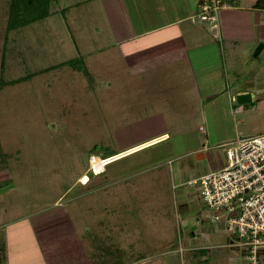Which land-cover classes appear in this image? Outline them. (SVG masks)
<instances>
[{
  "label": "rangeland",
  "instance_id": "obj_1",
  "mask_svg": "<svg viewBox=\"0 0 264 264\" xmlns=\"http://www.w3.org/2000/svg\"><path fill=\"white\" fill-rule=\"evenodd\" d=\"M10 3L0 0V251L3 244L34 250L38 243L57 251L55 264H120L113 249L135 258L156 244L154 205L168 206L170 216L179 202L176 161L186 163L184 181L200 173L196 153L186 155L195 139L203 143L206 131L212 139L219 131L224 139L208 142L224 157L229 142L264 133V75L247 65L237 62L227 80L254 96L237 100L243 109L229 123L222 114V125H208L195 106L210 99L193 95L190 81L153 83L148 74H130L102 0H55L49 16L17 26ZM157 111L168 125L144 124ZM161 132L170 134L109 157L103 172L88 167L91 154L104 157ZM157 186L166 193L155 195ZM184 187L196 191L199 184Z\"/></svg>",
  "mask_w": 264,
  "mask_h": 264
},
{
  "label": "crops",
  "instance_id": "obj_2",
  "mask_svg": "<svg viewBox=\"0 0 264 264\" xmlns=\"http://www.w3.org/2000/svg\"><path fill=\"white\" fill-rule=\"evenodd\" d=\"M202 1L102 0V7L109 22L110 34L116 45L124 49V59L131 62L128 68L130 74L142 73L145 77L148 74L147 79L153 83L190 81L193 83L190 84L193 95L200 99H210L195 106L198 120H205L208 125H222L223 121H231L233 111L243 109L240 105L235 107L240 95L249 93L251 96L248 101L254 96L250 89H246L240 82L229 81L237 74L234 68L237 62L247 65L249 70L257 75H264V5L257 7L255 4L258 0H222L224 6L220 8L216 32L197 15ZM167 67L172 68L174 75L159 74ZM220 79L222 82L224 79V84L219 86L216 81ZM203 85L207 89L204 95ZM176 96H179V93ZM156 98H159L158 94ZM156 113L147 117L143 121L144 124L168 125L164 114L160 111ZM202 130L205 131L204 128ZM209 133L205 132L203 143L199 141V137L195 139L196 142L193 141L186 152V155L189 152L196 153V159L202 164L197 176L184 181L183 171L186 163L176 161V195L180 198L179 202L174 204L172 214L167 215L168 206L161 203L154 205L158 209L156 227H159L154 238L156 244L150 249L145 247L146 249L135 258L130 253L111 250L114 253L111 256L113 258L119 253L115 257H121L118 263L251 264L247 258L248 247L243 244L242 237L228 226L224 218H215L216 210L204 203L200 189L195 191L184 187L192 186L189 181L224 164L225 155L222 157L219 152L212 150L208 142L217 145V142L224 138L219 131L213 139V134ZM169 134L161 132L111 153H120L119 157L116 155L117 158L126 157L144 145L161 142V139L168 138ZM176 155L179 157V154ZM169 161L174 162V158ZM126 173L123 177L127 176ZM121 177L114 174L112 179L117 181ZM151 191L159 196L166 193V190L159 186ZM175 227L181 229L179 242L176 240ZM32 244L34 250L27 248L26 244L24 248L3 244L0 264L57 263V251L52 254L41 250L38 243ZM257 256L259 264H264V245L258 248ZM122 259H125V262H121Z\"/></svg>",
  "mask_w": 264,
  "mask_h": 264
},
{
  "label": "built area",
  "instance_id": "obj_3",
  "mask_svg": "<svg viewBox=\"0 0 264 264\" xmlns=\"http://www.w3.org/2000/svg\"><path fill=\"white\" fill-rule=\"evenodd\" d=\"M222 6V0H203L199 4L198 17L216 32ZM107 158L91 154L89 169L103 172L109 163ZM88 180L89 176L83 183ZM189 183L199 184L204 203L216 210L215 218L225 219L248 247L249 262L259 264L257 251L264 245V133L229 142L224 164Z\"/></svg>",
  "mask_w": 264,
  "mask_h": 264
},
{
  "label": "trees",
  "instance_id": "obj_4",
  "mask_svg": "<svg viewBox=\"0 0 264 264\" xmlns=\"http://www.w3.org/2000/svg\"><path fill=\"white\" fill-rule=\"evenodd\" d=\"M55 0H11V25H25L51 14V6ZM257 7L264 5V0H258ZM112 152V151H111ZM109 152L105 157L114 153ZM84 175V174H83Z\"/></svg>",
  "mask_w": 264,
  "mask_h": 264
},
{
  "label": "water",
  "instance_id": "obj_5",
  "mask_svg": "<svg viewBox=\"0 0 264 264\" xmlns=\"http://www.w3.org/2000/svg\"><path fill=\"white\" fill-rule=\"evenodd\" d=\"M248 96H249V95H248ZM248 96H247V97H248ZM245 97H246V96L240 95L238 99H239V101H244L243 99H245ZM248 98H250V96H249Z\"/></svg>",
  "mask_w": 264,
  "mask_h": 264
},
{
  "label": "bare ground",
  "instance_id": "obj_6",
  "mask_svg": "<svg viewBox=\"0 0 264 264\" xmlns=\"http://www.w3.org/2000/svg\"><path fill=\"white\" fill-rule=\"evenodd\" d=\"M107 159H108V161L110 160V158H107ZM87 177H88V176H84V177H83V180L85 181V180L87 179Z\"/></svg>",
  "mask_w": 264,
  "mask_h": 264
}]
</instances>
